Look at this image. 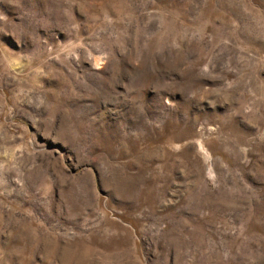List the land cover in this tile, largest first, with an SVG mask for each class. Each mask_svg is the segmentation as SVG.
Returning <instances> with one entry per match:
<instances>
[{
	"label": "rangeland",
	"instance_id": "1",
	"mask_svg": "<svg viewBox=\"0 0 264 264\" xmlns=\"http://www.w3.org/2000/svg\"><path fill=\"white\" fill-rule=\"evenodd\" d=\"M0 264H264V0H0Z\"/></svg>",
	"mask_w": 264,
	"mask_h": 264
}]
</instances>
